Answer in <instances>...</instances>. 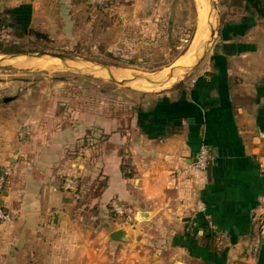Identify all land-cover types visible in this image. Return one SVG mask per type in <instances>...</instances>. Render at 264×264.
<instances>
[{"label":"crops","instance_id":"0c3cea01","mask_svg":"<svg viewBox=\"0 0 264 264\" xmlns=\"http://www.w3.org/2000/svg\"><path fill=\"white\" fill-rule=\"evenodd\" d=\"M114 1L113 25L129 20V9L154 10L158 4ZM84 4L0 0V32L14 28L32 41L59 36L72 44L92 25V19L80 24L89 14ZM241 4L240 16L219 22L208 54L186 76L161 93L144 92L151 97L145 102L127 100V108L115 110V117L72 109L65 99L56 102V111L51 97L1 99L0 169L10 168L1 201L12 220L0 222V264H72L78 248L72 255L70 241L81 242V228L106 230L107 237L122 228L106 229L114 198L137 213L136 228H163L169 239L197 226V213L188 208L201 201L202 224L221 238L222 247L214 245L224 250V264L233 257L243 235L229 234L252 232L264 203V30L259 24L264 23V6ZM109 24H103L105 29ZM90 36L87 32L85 39ZM34 58L8 61L42 69L57 63ZM200 143L210 154L204 170L188 162ZM75 171L80 174L77 199L60 188L62 176ZM133 255L131 249L115 264H134Z\"/></svg>","mask_w":264,"mask_h":264},{"label":"rangeland","instance_id":"374dc122","mask_svg":"<svg viewBox=\"0 0 264 264\" xmlns=\"http://www.w3.org/2000/svg\"><path fill=\"white\" fill-rule=\"evenodd\" d=\"M261 2L264 6V0ZM241 5V0H158L154 10L142 7L129 9V20L123 24L119 23L115 13L118 23L113 25L111 19L114 15L109 14L111 8L103 11L89 6L85 0L84 9L89 14L80 24L83 26L87 20L92 19V25L88 30L83 28L81 40L73 41L72 44L59 36L54 37L53 41L35 38L32 41L30 35L18 36L20 32L14 28L4 30L0 32V102L2 98L13 96L51 97L54 111L56 102L65 99L72 109L115 117V110L127 108V100L145 102L151 97L144 92L161 93L172 81L186 76L185 72L191 65L208 54L217 39L221 26L219 22L240 16ZM107 20L110 24L105 29L103 24H107ZM203 22L205 25L200 43L191 48ZM259 24L261 27L263 25L264 30V23ZM49 29L51 32L56 31L55 26ZM87 32L91 35L89 40L85 39ZM40 52L63 54L73 60L53 59L44 55L41 58L57 60V63L53 67L42 69L15 65L8 61L11 56H6L19 53L21 55L17 57L20 60L35 59ZM176 67L179 68L176 70ZM123 68V76L115 73V69ZM103 70L105 73H102ZM176 72L180 74L174 76ZM158 73L165 77L172 76L169 80L161 78L160 85L149 81H130L133 77H150ZM19 87L22 89L19 90ZM133 213L134 221L131 226H122L120 219L108 210L110 224L106 229L118 225L127 231V238L120 241L119 248L115 247V240L107 237L106 230L102 233L99 230L86 232L81 228L78 234L81 242L76 246L75 242L70 241L72 255L75 248H78L72 264H115L124 259L131 249L134 251V264H206L190 255L186 249L173 247L163 228L162 231L136 228L139 217L137 213ZM253 223L252 232L240 234L243 235V243L226 264H254L264 238V203ZM217 236L216 234L214 241L221 248L223 242ZM67 250L66 248V254Z\"/></svg>","mask_w":264,"mask_h":264},{"label":"built area","instance_id":"2783aa9c","mask_svg":"<svg viewBox=\"0 0 264 264\" xmlns=\"http://www.w3.org/2000/svg\"><path fill=\"white\" fill-rule=\"evenodd\" d=\"M86 3L91 7L99 8L105 11L109 10L115 1L86 0ZM209 161L210 154L208 146L205 143H200L194 155V162L192 163V166L197 170H204ZM9 174L10 168L8 166L0 169V222L12 220V215L6 210L1 201L7 188ZM79 182L80 174L78 172H68L62 176L60 188L62 191L71 194L75 199H77L79 197ZM188 209L191 213H198L204 210V206L201 201H197ZM109 210L120 219L122 226H131L134 221V213L132 212V209L115 198L109 201Z\"/></svg>","mask_w":264,"mask_h":264},{"label":"trees","instance_id":"16d2710c","mask_svg":"<svg viewBox=\"0 0 264 264\" xmlns=\"http://www.w3.org/2000/svg\"><path fill=\"white\" fill-rule=\"evenodd\" d=\"M254 6L262 5V0H244ZM261 10V7L258 8ZM259 10V11H260ZM261 13V12H260ZM264 11L260 14L263 16ZM180 83L176 84L178 87ZM203 212H198L195 216L196 227L191 228L190 231L182 234H174L171 238V244L185 248L190 255L201 259L206 264H224V250L217 249L214 245L215 233L211 232L209 228L202 224ZM201 229V235L197 236V230ZM230 238L236 237L240 234H229Z\"/></svg>","mask_w":264,"mask_h":264},{"label":"water","instance_id":"95a60500","mask_svg":"<svg viewBox=\"0 0 264 264\" xmlns=\"http://www.w3.org/2000/svg\"><path fill=\"white\" fill-rule=\"evenodd\" d=\"M212 32L213 31H211V33H210L211 35L213 34ZM20 55L21 54H19V53H14V54H11V58H15V57L20 56ZM44 55H48L49 57H51L53 59L57 58V59H60V60H73V59L68 58L67 56H65L63 54L49 53V52H40V53H38L36 55V57H41V56H44ZM25 56H28V55H25ZM105 68L109 69L108 67H102V69H105ZM107 71L109 72V70H107ZM118 75L119 76H123V74H121V73H119ZM155 75H150V77H143V78L142 77H133V79H130V81H146V82L149 81L152 84L156 83V84L160 85L159 84L160 83L159 80H161V78H162V80L163 79H167L168 80L171 77V75H168L166 77L165 76H161L160 79H159V77L157 78V77H155ZM176 81H178V79L175 80V81H172V83L176 82ZM114 82H115V80H114ZM9 99H10L9 97L4 98L5 101L9 100ZM190 161L194 162V159L193 160H188V162H190ZM57 218H58V214L57 213L53 214L52 222H56ZM189 220H190L189 217L181 218V221H189ZM108 238L111 239V240H115V241H125L126 238H127V231L124 228L114 229L111 232H109ZM254 264H264V238L262 239V241H261V243L259 245V248H258V251H257L256 260H255Z\"/></svg>","mask_w":264,"mask_h":264},{"label":"bare ground","instance_id":"6f19581e","mask_svg":"<svg viewBox=\"0 0 264 264\" xmlns=\"http://www.w3.org/2000/svg\"><path fill=\"white\" fill-rule=\"evenodd\" d=\"M203 10V9H202ZM203 12V11H202ZM202 14V13H201ZM205 24H204V22H203V25H202V28H201V30L196 34V36H195V39H194V41H193V44H192V47L191 48H195L196 47V44L199 42V40H200V37H201V34H202V31H203V26H204ZM200 43V42H199ZM191 48H190V51H191ZM193 50V49H192ZM182 62V61H181ZM180 62V63H181ZM178 64V63H177ZM177 64H175V65H177ZM42 65V64H41ZM180 65V64H179ZM177 68H179V67H176V70H177ZM184 68V67H183ZM182 68V69H183ZM178 75V74H177ZM175 76V75H174ZM177 78V77H176ZM172 81V80H171ZM175 81V80H174Z\"/></svg>","mask_w":264,"mask_h":264}]
</instances>
